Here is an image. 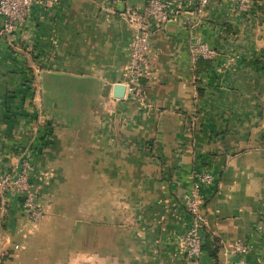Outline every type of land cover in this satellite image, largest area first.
<instances>
[{"label": "crops", "instance_id": "0c3cea01", "mask_svg": "<svg viewBox=\"0 0 264 264\" xmlns=\"http://www.w3.org/2000/svg\"><path fill=\"white\" fill-rule=\"evenodd\" d=\"M164 1L159 24L147 0H49L0 36V172L30 154L42 210L3 198L0 264H189L182 197L200 172L202 264H264V0ZM141 27L146 104L126 92ZM197 42L217 56L195 62Z\"/></svg>", "mask_w": 264, "mask_h": 264}, {"label": "built area", "instance_id": "2783aa9c", "mask_svg": "<svg viewBox=\"0 0 264 264\" xmlns=\"http://www.w3.org/2000/svg\"><path fill=\"white\" fill-rule=\"evenodd\" d=\"M37 3L49 5V0H0V36L10 37L25 23L30 16L33 6ZM205 6L207 0H202ZM239 14L248 12L254 0H236ZM175 12L164 0H147L143 9L141 19L155 20L159 24L171 21ZM150 37L148 32L142 27L133 43L131 61L128 67V80L126 82V92L132 96L136 102L146 104V88L144 79L149 64ZM217 56V52L207 44L197 42L193 46V59L212 60ZM32 161L30 154L25 155L20 165L11 170L0 172V204L3 198L14 193L22 198V209L31 221H38L42 216L40 204L34 193V185L31 180ZM215 177L209 172L193 174V181L190 188L182 197V204L191 217V224L187 229L183 244L186 258L189 264H202L204 255V245L206 243V233L208 218L203 210V200L201 189L204 185H210ZM249 248L242 243H235L231 247V253L240 257L243 263V256Z\"/></svg>", "mask_w": 264, "mask_h": 264}, {"label": "water", "instance_id": "95a60500", "mask_svg": "<svg viewBox=\"0 0 264 264\" xmlns=\"http://www.w3.org/2000/svg\"><path fill=\"white\" fill-rule=\"evenodd\" d=\"M115 91H116V96L117 97H122L123 96V92L125 91V86L124 85H121V84H118L116 87H115Z\"/></svg>", "mask_w": 264, "mask_h": 264}, {"label": "trees", "instance_id": "16d2710c", "mask_svg": "<svg viewBox=\"0 0 264 264\" xmlns=\"http://www.w3.org/2000/svg\"><path fill=\"white\" fill-rule=\"evenodd\" d=\"M206 62L209 64V62H208V61H201V63H203L205 67H207V66H208V65H206V64H207ZM206 234H207V233H206ZM205 246H206V243H205V245H204V248H203L204 250H206V249H205V248H206Z\"/></svg>", "mask_w": 264, "mask_h": 264}, {"label": "rangeland", "instance_id": "374dc122", "mask_svg": "<svg viewBox=\"0 0 264 264\" xmlns=\"http://www.w3.org/2000/svg\"><path fill=\"white\" fill-rule=\"evenodd\" d=\"M34 47H35V46H34ZM38 51H39V50H38ZM39 53H40V52L36 53V51L34 50V54H35V55H36V54L38 55ZM40 57L42 58V60L46 58V56H42V55H40ZM45 65H46V64H45Z\"/></svg>", "mask_w": 264, "mask_h": 264}]
</instances>
